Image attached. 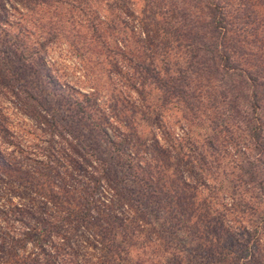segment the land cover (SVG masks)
Listing matches in <instances>:
<instances>
[{
	"label": "rangeland",
	"instance_id": "1",
	"mask_svg": "<svg viewBox=\"0 0 264 264\" xmlns=\"http://www.w3.org/2000/svg\"><path fill=\"white\" fill-rule=\"evenodd\" d=\"M113 1L129 27L148 20L142 0ZM97 2L0 10V264H264V226L237 208L251 197L264 214L258 190L239 186L245 156L208 149L210 136L229 141L208 121L215 113L188 120L147 104L89 28L88 11L108 10ZM201 152L226 174L201 178Z\"/></svg>",
	"mask_w": 264,
	"mask_h": 264
},
{
	"label": "trees",
	"instance_id": "2",
	"mask_svg": "<svg viewBox=\"0 0 264 264\" xmlns=\"http://www.w3.org/2000/svg\"><path fill=\"white\" fill-rule=\"evenodd\" d=\"M5 1L0 0L1 11L7 10ZM96 1L108 9L103 17L96 14L98 10L87 12L92 18L89 28L99 42L102 40V51L119 53L130 70L129 78L135 77V88L143 91L147 104L154 108L176 109L188 120L203 114V109L215 113L208 116V121L229 141L222 146L210 136L208 149L220 156L230 146L239 157L243 154L238 168L239 175L246 177H240L239 186L258 190L255 200L263 204L264 0H142L150 15L139 29L129 27L126 15L113 0ZM142 20L138 17L139 25ZM127 28L132 33L129 38ZM130 39L141 47L131 49ZM88 95L93 94L82 96L90 98ZM73 103L81 113L88 112L87 102L75 99ZM238 132L236 143L233 136ZM201 155V178L210 181L222 173L219 160L208 161L203 152ZM127 168L134 172L141 166L132 159ZM249 199H243L237 208H243V214L252 211L253 226L256 222L264 226V214L256 209L257 205L246 203ZM81 216L83 219L92 214L84 211ZM114 249V257L120 262L122 251ZM70 264L87 263L76 260Z\"/></svg>",
	"mask_w": 264,
	"mask_h": 264
}]
</instances>
